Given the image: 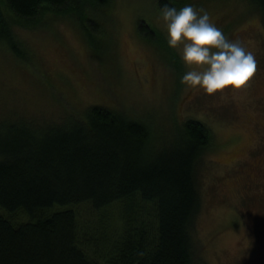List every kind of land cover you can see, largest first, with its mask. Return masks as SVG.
I'll use <instances>...</instances> for the list:
<instances>
[{"label": "rangeland", "instance_id": "374dc122", "mask_svg": "<svg viewBox=\"0 0 264 264\" xmlns=\"http://www.w3.org/2000/svg\"><path fill=\"white\" fill-rule=\"evenodd\" d=\"M160 1L111 0L99 7L75 0L71 12L43 9L37 24H29L0 0V35L7 32L16 49L0 36V138L12 126L42 133L86 120L96 107L148 125L156 145L173 148L180 123L193 119L212 139L197 170L201 206L191 225V261L264 264V15L249 0H164L177 10L202 7L227 38L255 56L257 72L246 89L207 95L181 83L190 69L183 45L168 46ZM137 198L130 223L151 234L153 207ZM126 202L101 210L89 203L54 206L46 215L75 210L82 253L91 264H108L122 243ZM0 214L15 225L29 220L22 212L0 208Z\"/></svg>", "mask_w": 264, "mask_h": 264}, {"label": "trees", "instance_id": "16d2710c", "mask_svg": "<svg viewBox=\"0 0 264 264\" xmlns=\"http://www.w3.org/2000/svg\"><path fill=\"white\" fill-rule=\"evenodd\" d=\"M3 1L29 24H37L43 9L71 12L75 2ZM88 1L99 7L111 2ZM249 1L264 15V0ZM164 4L159 2L161 8ZM1 26L7 29L4 22ZM0 36L16 50L7 32ZM13 128L0 138V208L29 220L15 225L0 214V264H91L76 242L81 235L75 210L46 214L54 206L89 203L101 210L126 200L130 213L122 243L108 264H193L189 238L201 206L197 170L212 139L201 123L190 118L180 123L179 145L173 148L156 145L148 125L96 107L86 120L42 133ZM133 198L153 207V233L130 223L136 215Z\"/></svg>", "mask_w": 264, "mask_h": 264}, {"label": "clouds", "instance_id": "9594fccd", "mask_svg": "<svg viewBox=\"0 0 264 264\" xmlns=\"http://www.w3.org/2000/svg\"><path fill=\"white\" fill-rule=\"evenodd\" d=\"M160 11L168 46L183 45L182 60L190 70L182 76V84L207 95L249 86L257 72L254 54L241 41L227 38L205 9L189 4L177 10L164 4Z\"/></svg>", "mask_w": 264, "mask_h": 264}]
</instances>
